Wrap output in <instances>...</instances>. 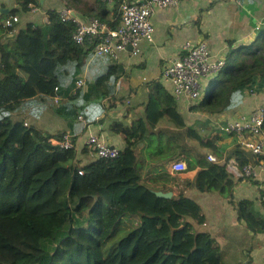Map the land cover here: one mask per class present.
Listing matches in <instances>:
<instances>
[{"label": "trees", "instance_id": "obj_1", "mask_svg": "<svg viewBox=\"0 0 264 264\" xmlns=\"http://www.w3.org/2000/svg\"><path fill=\"white\" fill-rule=\"evenodd\" d=\"M114 1L109 9L103 0H93L96 10L83 12L115 28L124 0ZM16 2L19 8L0 15V264H226L215 239L207 232H196L189 221L201 219L199 204L184 195L158 197L156 187L140 181L145 160L135 155L134 148L142 138L114 122L111 131L123 133L125 139L121 155L92 158L85 147L83 162L74 149L54 145L50 141L54 136L37 126L45 113L79 115L75 100L83 92L80 88L71 92L94 56V43H76V24L63 21L56 9L47 10L46 23L6 27L7 17L41 6L38 0ZM67 2L83 10L84 0ZM52 70L55 81L46 78ZM122 71L114 64L91 85L115 83ZM258 78L263 82L264 56H234L211 79L215 86L207 96L195 100L191 109L215 116L230 110ZM93 91L88 90L85 100ZM55 97L60 99L56 102ZM168 104L176 108L171 101ZM155 108L156 99L151 98L147 117L153 127L166 111L156 113ZM152 133L160 144L162 132ZM160 152L156 148L155 153ZM56 166L73 172L68 196L54 210L29 211L27 198L35 177ZM187 185L211 188L203 172ZM238 213L250 229L264 226L246 202L239 204ZM134 217L139 224L108 247L117 238L121 222L125 218L134 222ZM170 226L180 229L172 232Z\"/></svg>", "mask_w": 264, "mask_h": 264}, {"label": "crops", "instance_id": "obj_2", "mask_svg": "<svg viewBox=\"0 0 264 264\" xmlns=\"http://www.w3.org/2000/svg\"><path fill=\"white\" fill-rule=\"evenodd\" d=\"M38 1L41 4L38 11L30 10L18 15L17 27L30 22L46 23L47 10H59L68 5L67 0ZM114 6L108 8L113 9ZM16 8H19L16 0H0V15ZM70 8L91 19L83 11L94 12L96 5L93 0H84L82 11L73 6ZM151 21L155 28L153 40H142L137 56L131 53V48L123 51L118 61L109 56H91L88 68L77 77V80L83 78L85 83L78 88L75 85L76 89L71 92L74 94L73 91L79 88L83 92L75 100L80 112L77 117L45 113L37 126L51 136L63 132L75 134L76 156L84 162L86 154L82 150L90 135H103L108 143L124 149L123 133L110 129L114 122L121 123V128L142 138L145 144L138 155L145 160L141 182L151 184L159 191H172L174 197L184 195L199 204L201 219L189 221L196 232H207L215 239L226 264H264V226L259 224L257 230L250 229L238 213L239 204L246 202L247 208L264 221V201L261 200L264 172L255 179L234 172L230 168L231 162L241 168L252 162L253 157L234 135L221 130L230 117L264 105V80L261 82L258 78L253 89L243 91L241 101L215 116L192 110L193 100L176 99L173 84L161 78L164 64L179 56L188 41H207L211 54L225 59L227 65L234 56H264V0H182L175 7L157 8ZM114 64L123 68L115 83L91 85ZM46 78L56 80L53 70L46 74ZM259 82L263 85L258 86ZM90 88L94 91L85 100ZM151 98L156 99V113L166 109L156 127L151 126L147 117V104ZM168 101L176 108L174 105L169 107ZM194 114H206L203 120L212 129L211 143L198 144L191 124L185 125L182 116ZM159 131L162 132L160 144L156 143L158 135L152 133ZM158 147L162 152L155 153ZM209 155L217 161L209 160ZM177 160L188 164L185 172L171 171L173 162ZM199 172L207 176L210 189L199 190L187 185L195 181ZM70 175L72 178L73 172ZM132 219L137 226L139 220L136 217Z\"/></svg>", "mask_w": 264, "mask_h": 264}, {"label": "built area", "instance_id": "obj_3", "mask_svg": "<svg viewBox=\"0 0 264 264\" xmlns=\"http://www.w3.org/2000/svg\"><path fill=\"white\" fill-rule=\"evenodd\" d=\"M103 1L109 7L115 4L114 0ZM181 2L182 0H124L120 6V22L115 28H110L95 17L89 19L87 25L68 5L60 8L58 12L63 21H72L76 24L73 34V40L76 43L80 45L87 42L94 43V55L109 56L118 61L120 54L130 48L131 53L137 56L141 51L142 40L152 42L155 28L151 18L157 8L175 7ZM31 10L38 11L39 7H33ZM19 21L18 16H9L4 20V25L15 28ZM225 66V59L215 58L211 54L207 41H188L183 45L179 56L164 64L161 78L173 84L176 99L187 98L195 101L205 95L208 82L219 75ZM84 83L85 81L80 77L76 88ZM213 86L215 84H212ZM55 99L59 100L60 97ZM79 119H82V116ZM221 130L234 135L242 148L253 157L252 162L242 165L241 168L231 162L230 168L234 172L253 179L264 172V105L250 112H242L230 117ZM50 141L61 149H74L77 152L76 135L71 132H63L60 137L54 136ZM86 147L92 158L112 159L121 155V149L108 143L103 135H90L86 141ZM208 158L211 161H217L212 155ZM187 169L188 164L181 160L173 162L171 166V171L175 173H182ZM78 172L83 174L82 170ZM261 200L264 201V192Z\"/></svg>", "mask_w": 264, "mask_h": 264}, {"label": "rangeland", "instance_id": "obj_4", "mask_svg": "<svg viewBox=\"0 0 264 264\" xmlns=\"http://www.w3.org/2000/svg\"><path fill=\"white\" fill-rule=\"evenodd\" d=\"M211 87L212 82H208L207 91L205 93L206 96ZM205 115L206 114H199L197 116L194 114L191 117L186 115L182 116L185 125L187 123L191 124L190 127L193 128L195 139L201 146L212 142V129L211 127H208L203 120ZM176 128H178V126H176ZM70 174L69 170L56 166L52 170L36 176L28 193V210L31 212H44L56 209L59 201L68 196L69 184L71 181ZM134 228V222L124 219L118 227V231L120 230V232L118 233L117 238L112 240L111 243L108 244V247L117 243L120 237H123L129 230Z\"/></svg>", "mask_w": 264, "mask_h": 264}, {"label": "water", "instance_id": "obj_5", "mask_svg": "<svg viewBox=\"0 0 264 264\" xmlns=\"http://www.w3.org/2000/svg\"><path fill=\"white\" fill-rule=\"evenodd\" d=\"M77 16L82 19L83 21H85V23L88 25V21L89 19L85 18L84 16H82V14L80 13H77ZM144 142H140L138 143L135 148H134V153L135 155H139V153L141 152L142 148L144 147ZM154 193L158 196V197H161V198H167V199H170L174 196V193L172 191H167V192H164V191H154ZM171 227V226H170ZM182 228V227H181ZM180 229V228H179ZM179 229H175L173 227H171V231L172 232H175L176 230H179Z\"/></svg>", "mask_w": 264, "mask_h": 264}]
</instances>
